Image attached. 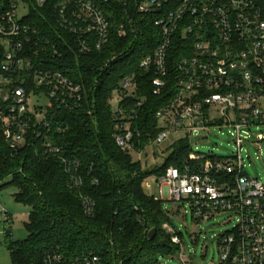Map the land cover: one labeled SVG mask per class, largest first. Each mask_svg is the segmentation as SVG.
I'll return each instance as SVG.
<instances>
[{
  "label": "built area",
  "instance_id": "built-area-1",
  "mask_svg": "<svg viewBox=\"0 0 264 264\" xmlns=\"http://www.w3.org/2000/svg\"><path fill=\"white\" fill-rule=\"evenodd\" d=\"M33 10L47 28H37ZM150 26L158 43L139 68L153 75L152 95L168 99L154 115L158 132L151 137L138 126L142 98L132 109L112 110L113 141L141 163L143 152L165 140L166 132H184L187 159L155 177L160 195L189 203L196 222L221 214L233 218L234 227L217 239L219 264H264V183L245 173L240 156L249 134L264 128V0H0V138L13 155L41 140L45 156L63 166L68 189L77 190L79 163L52 144L47 118L50 109L83 110L87 90L54 63L72 51L101 52L113 32L121 39L149 35ZM119 88L128 92L121 101L132 97L134 77H125ZM42 99L45 106L38 103ZM31 100L36 102L30 105ZM211 131L228 133L235 148L231 157L191 150ZM261 134L254 137L262 140ZM143 136L147 144L136 151ZM80 206L86 218L94 217L90 197L80 196ZM1 218L10 222L0 210ZM162 228L172 244L181 245L171 225ZM30 264L102 263L93 254L67 257L51 248Z\"/></svg>",
  "mask_w": 264,
  "mask_h": 264
},
{
  "label": "trees",
  "instance_id": "trees-1",
  "mask_svg": "<svg viewBox=\"0 0 264 264\" xmlns=\"http://www.w3.org/2000/svg\"><path fill=\"white\" fill-rule=\"evenodd\" d=\"M37 13L32 11L35 24L43 30L46 25L35 17ZM148 32L134 40L130 36L118 38L113 32L101 52L80 56L72 51L54 63L55 70L83 83L87 90L83 110L50 109L47 118V136L52 144L79 163L82 185L77 190L68 189L63 166L55 157L45 156L41 140L13 155L0 138V193L15 188V201L30 210L27 239L9 245L14 264L39 263L43 251L51 248L67 257L93 254L102 264H158L159 254H179V246L171 243L162 228L165 224L172 226L168 213L162 209L161 201L145 195L142 185L169 166L180 167L187 159L188 140L175 143L160 167L147 169L131 154L121 151L112 138L115 122L109 101L113 92L122 97L128 94L119 88V83L130 76L134 77L136 92L133 98L124 96L118 107L132 109L143 98L137 109L138 126L151 137L158 132L154 115L168 99L152 95L153 75L139 68L141 60L151 55L158 43L151 26ZM169 82L171 86V78ZM146 144L143 136L136 151L143 150ZM80 196L95 202L94 217L83 215ZM152 229L156 233L149 240ZM176 235L181 240V234Z\"/></svg>",
  "mask_w": 264,
  "mask_h": 264
},
{
  "label": "rangeland",
  "instance_id": "rangeland-1",
  "mask_svg": "<svg viewBox=\"0 0 264 264\" xmlns=\"http://www.w3.org/2000/svg\"><path fill=\"white\" fill-rule=\"evenodd\" d=\"M120 95L113 92L109 101L110 108L115 111L118 108ZM36 102L30 101V105ZM41 106L47 104L46 100H39ZM263 136L262 140L254 135ZM255 133L247 137V145L243 147L240 156L243 159L245 173L254 179L264 183V128H257ZM163 141L155 142L142 154L141 164L149 168L160 167L169 154L172 146L185 139L184 132L165 133ZM257 145L253 144L256 143ZM194 153L214 155L216 157H231L235 152L233 144L229 141V135L225 131H211L207 139L195 142L191 146ZM136 158V157H134ZM143 192L148 197H153L162 202V209L168 213L172 227L176 233L181 234L179 246V259L171 254H159L158 264H219L220 252L217 239L234 227V220L229 214L217 215L209 221L195 222L191 216L189 203L171 202L160 195V187L154 176L148 177L142 185ZM16 189L9 187L0 193V210L10 215V222L0 220V263L10 264L11 251L5 247L12 242H22L28 237L26 225L29 222V208L17 203L14 195ZM6 233L11 237H6Z\"/></svg>",
  "mask_w": 264,
  "mask_h": 264
},
{
  "label": "water",
  "instance_id": "water-1",
  "mask_svg": "<svg viewBox=\"0 0 264 264\" xmlns=\"http://www.w3.org/2000/svg\"><path fill=\"white\" fill-rule=\"evenodd\" d=\"M200 139H203V138H201V137H199V138H194V139H192L191 143H193V142H195V141H197V140H200ZM155 233H156V230H155V229H152V230L148 233V238H149V240H152V239L154 238ZM162 245L164 246V243H163ZM6 248L8 249V246H7ZM176 258L179 259V255H176Z\"/></svg>",
  "mask_w": 264,
  "mask_h": 264
},
{
  "label": "crops",
  "instance_id": "crops-1",
  "mask_svg": "<svg viewBox=\"0 0 264 264\" xmlns=\"http://www.w3.org/2000/svg\"><path fill=\"white\" fill-rule=\"evenodd\" d=\"M164 197V199H166V197L165 196H163Z\"/></svg>",
  "mask_w": 264,
  "mask_h": 264
}]
</instances>
